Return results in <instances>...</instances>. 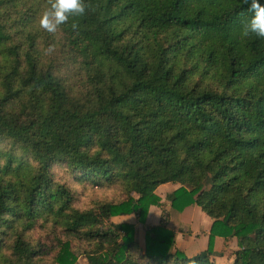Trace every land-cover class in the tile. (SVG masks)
I'll return each instance as SVG.
<instances>
[{
	"label": "trees",
	"instance_id": "trees-1",
	"mask_svg": "<svg viewBox=\"0 0 264 264\" xmlns=\"http://www.w3.org/2000/svg\"><path fill=\"white\" fill-rule=\"evenodd\" d=\"M85 2L52 35L36 23L46 0H0V264H48L36 227L86 240L89 264H186L165 210L144 247L112 221L145 225L168 182L172 208L213 219L197 264H221L216 237L237 239L228 264H264V40L241 32L248 4ZM55 165L126 197L78 207ZM59 245L56 262L75 264Z\"/></svg>",
	"mask_w": 264,
	"mask_h": 264
},
{
	"label": "crops",
	"instance_id": "crops-1",
	"mask_svg": "<svg viewBox=\"0 0 264 264\" xmlns=\"http://www.w3.org/2000/svg\"><path fill=\"white\" fill-rule=\"evenodd\" d=\"M179 187L180 184L172 182L162 184L158 187L156 193L161 198L162 206L152 205L150 207L145 225L137 220L135 214L117 215L112 219L117 223H134L139 232L140 226H152L160 222L163 210H165L169 215L168 226L176 231L177 245L181 250L188 256H193L201 251L207 250L213 219L196 204L185 207L183 211L172 208L170 201L167 200V194ZM142 236L144 239L145 234L142 233ZM237 248L238 243L236 238L225 240L222 237H216L214 245L215 254L212 258L218 263L228 264L233 259L234 252Z\"/></svg>",
	"mask_w": 264,
	"mask_h": 264
},
{
	"label": "rangeland",
	"instance_id": "rangeland-1",
	"mask_svg": "<svg viewBox=\"0 0 264 264\" xmlns=\"http://www.w3.org/2000/svg\"><path fill=\"white\" fill-rule=\"evenodd\" d=\"M54 177L58 181L65 182L72 187V189L76 194V205L81 208L92 206L93 202H95L96 200L120 202L124 200L126 197L125 194H123L119 189L115 187L112 188L95 187L91 183H82L80 181H77L75 177L70 173V170L64 165L54 166ZM165 216L169 217L168 214H165ZM112 221L114 220L112 219ZM114 222L117 223L116 221ZM160 223L161 220L155 225H159ZM144 228L145 226H140L138 232L135 225V238L142 247L145 246V237L143 239L142 236V233H144L145 231ZM140 230L142 232L141 234H140ZM140 235L142 236V238H140L141 237ZM32 239L37 240L42 244L43 250L47 253L45 257L48 264H58L56 262V256L61 251V246L59 245V241L62 240V242H64L67 239H69L71 247L77 255L75 264H89L85 251L90 250L92 246L86 240L69 238L68 236L64 235L59 229L52 231L51 227H47V228L36 227V229L32 233ZM176 245H177V233H176ZM214 245H215V240H214ZM214 245H213V250H214ZM208 247H209V243H208Z\"/></svg>",
	"mask_w": 264,
	"mask_h": 264
},
{
	"label": "clouds",
	"instance_id": "clouds-1",
	"mask_svg": "<svg viewBox=\"0 0 264 264\" xmlns=\"http://www.w3.org/2000/svg\"><path fill=\"white\" fill-rule=\"evenodd\" d=\"M248 4L251 14L243 23L241 32L243 36H255L264 40V3L261 0H244ZM91 8L85 0H46L45 7L38 14L36 23L39 29L55 35L62 25L69 23L72 17H83ZM72 29H77V23L71 24ZM186 264H197L194 257L188 256Z\"/></svg>",
	"mask_w": 264,
	"mask_h": 264
}]
</instances>
